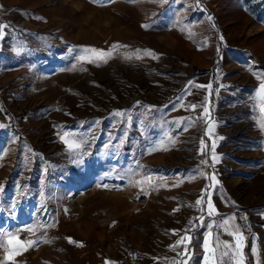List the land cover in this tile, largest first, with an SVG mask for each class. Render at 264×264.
<instances>
[{
  "label": "rangeland",
  "instance_id": "obj_1",
  "mask_svg": "<svg viewBox=\"0 0 264 264\" xmlns=\"http://www.w3.org/2000/svg\"><path fill=\"white\" fill-rule=\"evenodd\" d=\"M0 25V264H237L207 206L214 163L235 209L264 203V169L231 165L257 136L264 0H0Z\"/></svg>",
  "mask_w": 264,
  "mask_h": 264
},
{
  "label": "crops",
  "instance_id": "obj_2",
  "mask_svg": "<svg viewBox=\"0 0 264 264\" xmlns=\"http://www.w3.org/2000/svg\"><path fill=\"white\" fill-rule=\"evenodd\" d=\"M264 107V100L263 104L258 105L256 109H252V112H256V117L258 121V128L256 130L257 136L255 137V140L249 139L245 146H243L240 149L241 155H240V163L236 162L237 160H233L235 162H232V170H239L241 175H245V173L249 176H255L256 172L257 174L260 172V169H264V128L261 127L262 124H264V112L261 111V108ZM255 133V134H256ZM250 138V137H247ZM221 143L222 140H216ZM224 140V142H226ZM217 144V142H215ZM227 156H225L226 158ZM218 156L215 153L213 157L210 156V162L211 161H217ZM256 162V163H255ZM212 164V162H211ZM256 164V165H255ZM262 164V165H261ZM214 169L213 170V176L215 179V184L213 185L212 190V198L213 201H211V205L215 208L214 214L218 217H223L220 222V229L222 230L220 233V236L222 238H227V240H230L233 245V248L235 246V239L234 236L229 235L228 232L225 231L224 227H221L225 219L233 218L229 221L232 231H235L236 226L239 223H243L246 226V222L248 225H251V228L255 230V232L259 235L258 238L264 240V203L263 205L258 208L259 213L254 214H243L240 212L239 209H235L231 203V196L228 193V187L224 185H218L220 182L218 180L219 176H222V170H219L217 168L216 164L214 163ZM227 172V170H225ZM261 201L264 202V194H262ZM251 199V197L249 198ZM209 205V204H208ZM208 208V206H207ZM240 226V225H239ZM219 230V229H218ZM252 231V230H250ZM249 231V232H250ZM251 235V234H249ZM244 237V236H243ZM250 237V236H248ZM256 245V244H255ZM254 246V244H253ZM255 248V247H254ZM204 257H211L210 254H208V251L201 252ZM236 257L238 255H235Z\"/></svg>",
  "mask_w": 264,
  "mask_h": 264
},
{
  "label": "snow or ice",
  "instance_id": "obj_3",
  "mask_svg": "<svg viewBox=\"0 0 264 264\" xmlns=\"http://www.w3.org/2000/svg\"><path fill=\"white\" fill-rule=\"evenodd\" d=\"M2 27H5V26L0 25V28H2ZM115 47H117V46L114 45L113 46V49ZM86 51H90V52L94 53L97 58L104 60V62H107V57H110L111 56V51L105 52L103 50H96V49H89V50H86ZM145 54L151 55V56H153V58H156L155 57V54L152 51H150V50L146 51ZM83 58L84 57H81V59H83ZM200 87H204V86H200ZM207 87L211 88V85H208ZM259 95L261 96L262 100H264V83H262L260 85ZM191 107H192L193 110H195V108L197 107V105H191ZM261 111L264 112V107L261 108ZM207 112H208V109L207 108H204V113L207 114ZM261 127L264 128V124H262ZM64 142L65 143H68L67 140H65ZM69 146L70 147H73V145H69ZM74 146L77 147V148L79 147V145H74ZM104 187H107V186L105 185ZM201 203H202V200L201 199H197L196 204L197 205H200ZM208 209H209L208 214L209 215H213L215 210H214V207L211 205V203H209ZM231 219H233V218L225 219L224 222H223V224L221 225V227H224L225 231L228 232L229 235L234 236V239H235V246H234V248H233V245L232 244H230L228 242H220L219 240L217 241L215 247L216 248H223V249H225L222 252V255L223 256H229V257H231L232 254H233V252H235L236 255H239L240 256V259L237 262V264H243V256H242L241 249L243 247L244 237L240 233V230H239L238 227L235 228V231H232L231 230V227H234V226H230V224H229V221ZM183 240H184V238L182 237L181 240L177 241V246H179L181 243H183ZM14 241H15V243L17 245H20L22 243L19 240H17L16 237L13 236V237H9L8 244L9 245H12ZM70 242L75 243L74 241H70ZM23 243L26 244L28 247H31L34 244V242L31 241V240L26 241V242H23ZM79 246L82 247L83 245L80 244ZM205 247L208 248L207 242L205 244ZM8 258L11 259V256H9Z\"/></svg>",
  "mask_w": 264,
  "mask_h": 264
},
{
  "label": "built area",
  "instance_id": "obj_4",
  "mask_svg": "<svg viewBox=\"0 0 264 264\" xmlns=\"http://www.w3.org/2000/svg\"><path fill=\"white\" fill-rule=\"evenodd\" d=\"M19 27H23L24 26V23H19V25H18ZM218 88V84L217 83H215L214 84V89H217ZM101 264V263H100Z\"/></svg>",
  "mask_w": 264,
  "mask_h": 264
}]
</instances>
